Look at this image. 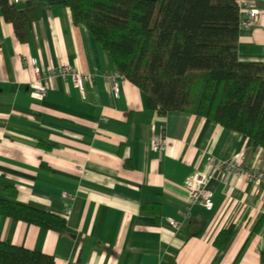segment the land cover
I'll return each mask as SVG.
<instances>
[{
	"label": "crops",
	"instance_id": "crops-1",
	"mask_svg": "<svg viewBox=\"0 0 264 264\" xmlns=\"http://www.w3.org/2000/svg\"><path fill=\"white\" fill-rule=\"evenodd\" d=\"M32 1L40 17L27 42L0 12V197L64 216L66 226L59 232L0 214V239L50 254L55 264H260L264 183L213 170L212 209L193 204L189 218L180 212L186 177L206 170L209 156L242 153L244 166L264 175V148L209 118L159 113L124 76L114 97L104 76L116 68L88 29L72 21L63 0ZM246 1L264 9V0ZM237 53L264 62V14L240 28ZM30 58L43 69L67 62L90 74L84 98L54 76L34 99ZM156 134L164 151L150 149ZM229 226L232 237L217 248L215 237Z\"/></svg>",
	"mask_w": 264,
	"mask_h": 264
},
{
	"label": "trees",
	"instance_id": "trees-1",
	"mask_svg": "<svg viewBox=\"0 0 264 264\" xmlns=\"http://www.w3.org/2000/svg\"><path fill=\"white\" fill-rule=\"evenodd\" d=\"M117 71L138 86L159 113L183 111L209 118L264 148V62L238 57L236 0H63ZM16 38L27 42L40 5L18 8L0 0ZM0 214L63 231L64 216L0 197ZM234 227L213 243L223 249ZM197 233V232H196ZM0 264H55L54 256L0 239ZM264 264V252L260 253Z\"/></svg>",
	"mask_w": 264,
	"mask_h": 264
},
{
	"label": "built area",
	"instance_id": "built-area-1",
	"mask_svg": "<svg viewBox=\"0 0 264 264\" xmlns=\"http://www.w3.org/2000/svg\"><path fill=\"white\" fill-rule=\"evenodd\" d=\"M16 3L18 0H11ZM239 12L241 15L239 21L240 28H248L258 15L264 14V9L250 5L249 1L241 0L238 2ZM26 61V60H25ZM32 64L34 80L30 82V93L34 99H42L48 89V81L54 76H61L69 79L71 83L78 89L81 96H85V84L90 80V74L79 71L75 66L67 62L58 67L41 68L36 58L27 59V62ZM123 75L119 71L106 74L105 80L110 92L114 97L119 96V87L117 78ZM150 149L153 151H164L166 142L161 135H152L149 142ZM213 170H221L231 172L235 175L243 176L245 180L251 181L254 184L261 185L264 183V175L261 170L256 167H246L243 164L242 153H236L229 160H217L213 156L207 158V169L192 171L185 180V185L188 190V202L184 209L181 210L183 218H189L191 215V206L200 204L207 210L213 207V192L208 188V180L212 176ZM264 192V187L262 188ZM63 197H68V193L63 192ZM68 211H66L67 213ZM168 223L177 227L178 222L173 218H168Z\"/></svg>",
	"mask_w": 264,
	"mask_h": 264
}]
</instances>
